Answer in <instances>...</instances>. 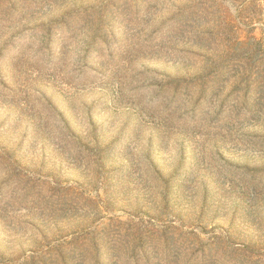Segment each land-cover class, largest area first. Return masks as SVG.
Instances as JSON below:
<instances>
[{
	"label": "rangeland",
	"instance_id": "374dc122",
	"mask_svg": "<svg viewBox=\"0 0 264 264\" xmlns=\"http://www.w3.org/2000/svg\"><path fill=\"white\" fill-rule=\"evenodd\" d=\"M0 264H264V0H0Z\"/></svg>",
	"mask_w": 264,
	"mask_h": 264
},
{
	"label": "trees",
	"instance_id": "16d2710c",
	"mask_svg": "<svg viewBox=\"0 0 264 264\" xmlns=\"http://www.w3.org/2000/svg\"><path fill=\"white\" fill-rule=\"evenodd\" d=\"M209 6V5H208ZM67 228H70V227H67ZM73 228H75V227H72V229ZM78 229H80L81 231H76V235L73 233L72 235H71V240H70V242H68L67 244L68 245H73V243H76V242H82L83 243V241H85L86 240V232H83L85 229H87L86 227H77ZM57 240V239H56ZM74 245H77V244H74Z\"/></svg>",
	"mask_w": 264,
	"mask_h": 264
}]
</instances>
